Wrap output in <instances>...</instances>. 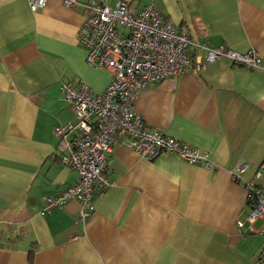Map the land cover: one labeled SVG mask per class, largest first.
I'll return each instance as SVG.
<instances>
[{
	"label": "crops",
	"instance_id": "obj_1",
	"mask_svg": "<svg viewBox=\"0 0 264 264\" xmlns=\"http://www.w3.org/2000/svg\"><path fill=\"white\" fill-rule=\"evenodd\" d=\"M125 1L152 4L193 41L264 58V0ZM84 15L60 0L36 11L0 0V264H260L264 235L237 226L248 208L228 170L264 161V71L227 61L149 84L133 103L147 125L207 151L216 168L115 145L110 185L94 191L84 221L76 199L40 214L46 196L76 182L52 132L75 121L60 83L101 92L110 81L77 41Z\"/></svg>",
	"mask_w": 264,
	"mask_h": 264
},
{
	"label": "built area",
	"instance_id": "obj_2",
	"mask_svg": "<svg viewBox=\"0 0 264 264\" xmlns=\"http://www.w3.org/2000/svg\"><path fill=\"white\" fill-rule=\"evenodd\" d=\"M85 11L77 30V41L85 49L88 65L107 69L110 81L101 92L85 83L63 81L59 90L69 104L74 122L53 127L58 140L56 152L62 165L76 173V182L54 196H46L41 215L76 199L79 210L76 222L84 221L93 211V193L110 185L105 171L115 145H122L151 160L170 153L188 163L207 169L218 165L208 152L181 142L147 125L136 113L133 103L147 85L173 79L188 70H200L204 63L227 61L232 67L264 71V58L254 50L237 52L225 45L210 46L193 41L190 36L152 4L141 9L117 0H60ZM46 0H28L32 11L42 8ZM194 50L191 53V50ZM250 164L238 161L228 171L245 190L248 215L237 226L264 235V161L245 178ZM259 221L257 228L253 223ZM264 264V246L258 253Z\"/></svg>",
	"mask_w": 264,
	"mask_h": 264
},
{
	"label": "rangeland",
	"instance_id": "obj_3",
	"mask_svg": "<svg viewBox=\"0 0 264 264\" xmlns=\"http://www.w3.org/2000/svg\"><path fill=\"white\" fill-rule=\"evenodd\" d=\"M247 172H248V171H247ZM249 174H250V173H244L245 178H246V177L249 178ZM257 225H258V224H256V225L254 224L255 227H257Z\"/></svg>",
	"mask_w": 264,
	"mask_h": 264
}]
</instances>
